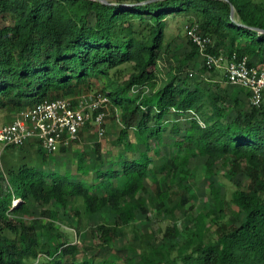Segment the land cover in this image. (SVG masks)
<instances>
[{"label": "trees", "instance_id": "obj_1", "mask_svg": "<svg viewBox=\"0 0 264 264\" xmlns=\"http://www.w3.org/2000/svg\"><path fill=\"white\" fill-rule=\"evenodd\" d=\"M190 13L198 16L203 34L229 44L227 58L236 54L247 57L250 66L263 67L264 6L254 0H0L2 112L19 114L46 101L75 99L92 80L134 65L123 85L101 92L121 110L124 128L116 145H124L127 152L119 157L118 168L104 161L102 145L93 141L89 154L77 155L74 171L11 169L7 190L0 173V264H66L68 257V264H90L77 259V247L59 244L52 234L54 225L29 224L18 214L26 211L29 201L65 208L71 198L81 199L87 214L109 211L116 217L113 229L101 228L99 239L117 243L121 228L145 206L139 194L148 193L147 180L154 172L150 153L162 144L169 157L166 164L173 172L181 169L179 189L186 200L191 190L185 183L188 167L197 157L206 161L208 180L223 165L230 178L241 172L247 188L235 190L228 203L211 181L213 208L196 218L189 239L179 242L176 227H169L161 245L148 243L150 254L130 264H264V104L229 111L226 88L210 89L180 77L145 93L156 81L167 18ZM192 46L188 60L199 54ZM209 52L218 56L224 50L214 45ZM257 57L261 63L255 62ZM183 114L188 120L180 124ZM131 130L135 143L129 141ZM167 133L172 138L165 139ZM90 175L91 182L81 179ZM17 199L22 203L15 206ZM232 205L237 211L224 222ZM162 208L163 203L155 206ZM208 222L216 227L214 232L206 228Z\"/></svg>", "mask_w": 264, "mask_h": 264}, {"label": "rangeland", "instance_id": "obj_2", "mask_svg": "<svg viewBox=\"0 0 264 264\" xmlns=\"http://www.w3.org/2000/svg\"><path fill=\"white\" fill-rule=\"evenodd\" d=\"M105 1L117 2V0ZM254 1L264 6V0ZM192 22L199 23V18L194 13L167 18L163 49L156 69V81L145 90V93L149 95L153 91L160 90L172 78L180 77L191 84L208 86L210 89L218 85L222 86L221 89L226 88L224 94L226 98L225 108H228L229 111L249 108L250 102L247 91L226 85L223 69L208 70L204 58L200 54L196 55L194 59L188 60L193 54L194 48L188 39L185 27ZM214 45L216 48L219 47L224 50L222 55L226 59L230 50L229 44L219 43L214 36ZM255 62L261 63V59L257 57ZM262 64L264 67V63ZM133 66V64H126L112 71L108 78L94 79L89 86L82 87L80 92L90 95L96 92L109 91L116 86L123 85L133 74ZM17 114L16 112L0 111V127L10 124ZM180 117L182 118L180 124H185L188 115L183 114ZM104 128L106 134L100 137L97 127L94 124H89L85 130L81 131L76 143L66 152L58 151L56 154L48 156L41 152L36 143H28L22 148L9 149L0 145V173L6 178L2 182L4 190L9 188L11 169L17 171L22 166L43 171H58L63 174L69 170L74 171L78 160L77 155L79 153L89 154L93 141H98L102 145L104 161L112 162L118 168L119 157L127 151L124 145H116L124 126L121 110L112 104L107 111ZM169 138H172L171 134L167 133L165 139ZM129 141L131 143L136 142L132 130L129 131ZM150 157L153 159L152 168L154 172L147 180L149 190L148 193L139 194V197L145 201V206L140 209L137 208L135 220L128 226L121 228L122 235L117 239V243L113 241L109 244H103L99 239L101 228L113 229L116 217L111 215L109 211L87 214L81 199L71 198L69 205L65 208L55 203L42 206L29 201L24 204L26 211L18 214L17 218L29 224L38 221L46 226L54 225L52 234L58 239L59 244L65 241L71 246L77 247L79 253L76 257L80 262L104 264L108 260H113L116 264H130V260L137 262L143 256L150 254L148 243L157 242L161 245L162 238L169 227H176L175 234L179 242L189 239L194 230L196 218L200 214H207L213 208L214 202L210 192L211 181L214 180L216 185L220 187L228 203L231 202L235 190L247 188V182L241 172L235 173L231 179L228 168L223 165L217 169L215 177L208 180L206 161L202 157H197L190 161L188 167L189 176L185 183L191 190L187 195L188 200H186L183 197L184 191L179 189L181 169L176 173L166 164L169 157L165 145L154 147ZM92 176L81 179L91 182ZM166 194H168L167 197ZM129 202L131 201L127 200L126 204ZM21 203L22 201L19 199L14 201L15 206ZM162 203L165 208L156 210L155 206H161ZM177 204L182 207H177ZM230 207L222 217L224 222H230L232 213L237 211L234 205ZM143 209L147 211L144 212ZM207 227H210L209 222ZM210 229L214 232L216 227L211 226ZM177 254L174 251L172 257H176ZM70 258H66L68 259L66 264L70 262ZM42 262H47V260Z\"/></svg>", "mask_w": 264, "mask_h": 264}, {"label": "built area", "instance_id": "obj_3", "mask_svg": "<svg viewBox=\"0 0 264 264\" xmlns=\"http://www.w3.org/2000/svg\"><path fill=\"white\" fill-rule=\"evenodd\" d=\"M185 31L208 68L223 69L227 85L245 89L249 92L251 106L262 107L264 67L250 66L247 57L239 58L236 54L224 59L221 52L218 56L210 53L214 40L203 34L196 22L188 24ZM110 106L109 97L101 92L37 104L17 114L10 124L0 127V145L5 149L22 148L35 142L46 154H56L72 147L89 124L97 127L100 137L105 136L104 125Z\"/></svg>", "mask_w": 264, "mask_h": 264}, {"label": "water", "instance_id": "obj_4", "mask_svg": "<svg viewBox=\"0 0 264 264\" xmlns=\"http://www.w3.org/2000/svg\"><path fill=\"white\" fill-rule=\"evenodd\" d=\"M99 1H101V2H103V3H106L105 0H99ZM231 11H232V14H233V16H234L235 10H234V7H233V6L231 7Z\"/></svg>", "mask_w": 264, "mask_h": 264}, {"label": "crops", "instance_id": "obj_5", "mask_svg": "<svg viewBox=\"0 0 264 264\" xmlns=\"http://www.w3.org/2000/svg\"><path fill=\"white\" fill-rule=\"evenodd\" d=\"M33 143H35V142H29V144H33Z\"/></svg>", "mask_w": 264, "mask_h": 264}]
</instances>
